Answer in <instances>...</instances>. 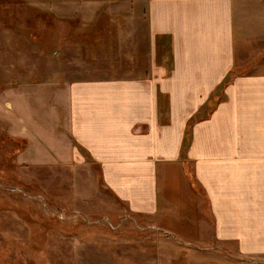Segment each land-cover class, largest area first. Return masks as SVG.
<instances>
[{"label": "crops", "instance_id": "1", "mask_svg": "<svg viewBox=\"0 0 264 264\" xmlns=\"http://www.w3.org/2000/svg\"><path fill=\"white\" fill-rule=\"evenodd\" d=\"M17 1L57 48L74 30L110 62L81 78L0 75L12 170L87 171L75 192L149 219L194 264H264V0Z\"/></svg>", "mask_w": 264, "mask_h": 264}, {"label": "rangeland", "instance_id": "2", "mask_svg": "<svg viewBox=\"0 0 264 264\" xmlns=\"http://www.w3.org/2000/svg\"><path fill=\"white\" fill-rule=\"evenodd\" d=\"M45 5L48 0L37 7ZM48 25L46 16H24L20 1L0 0V75L81 78L110 62L106 55L96 59L95 49L80 48L74 30L72 48H57L62 41L49 42ZM7 150L0 151V264H194L187 248L174 245V238L167 245L149 219L130 215L104 194L75 192L77 173L89 172L73 171L65 180L44 169L13 171L14 153ZM92 182L84 184L87 190ZM226 263L210 258L203 264Z\"/></svg>", "mask_w": 264, "mask_h": 264}]
</instances>
